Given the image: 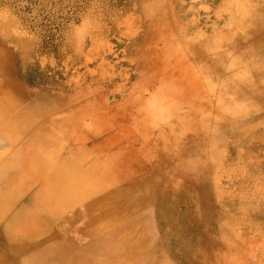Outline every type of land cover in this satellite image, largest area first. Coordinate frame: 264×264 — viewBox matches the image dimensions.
Instances as JSON below:
<instances>
[{"label": "rangeland", "instance_id": "obj_1", "mask_svg": "<svg viewBox=\"0 0 264 264\" xmlns=\"http://www.w3.org/2000/svg\"><path fill=\"white\" fill-rule=\"evenodd\" d=\"M0 81V126L29 110L49 141L52 226L87 180L95 215L145 193L168 264H264V0H0Z\"/></svg>", "mask_w": 264, "mask_h": 264}, {"label": "crops", "instance_id": "obj_2", "mask_svg": "<svg viewBox=\"0 0 264 264\" xmlns=\"http://www.w3.org/2000/svg\"><path fill=\"white\" fill-rule=\"evenodd\" d=\"M33 137L32 140L30 136L15 140L7 155L0 157V239L14 238L15 255L28 254V260L24 256L20 264H26L24 261H29V264H168V259L153 255L149 248L152 234L135 231V223L140 218L134 215L133 210L140 201L134 196L124 203L117 202L108 209L99 210L95 215L92 210L96 208L97 201L105 196L103 192L106 189L99 190L97 184H88L87 180L75 201L62 200L60 206L65 208L79 204L89 191L96 192V197L85 203L81 213L67 218L66 226H52L49 219L51 221L55 215L47 204L52 198L50 191L44 187L47 179L42 175L39 163L41 157L49 156L45 149L49 141L36 134ZM1 140L0 149L6 146L5 140ZM28 147L35 149V157L27 153ZM61 161L55 166L54 174L66 167V158ZM112 188L113 185L109 187ZM113 191L108 193L114 194ZM46 216L48 220L41 221ZM75 220L80 221L76 227L73 226ZM69 229H73L74 235L82 233L83 240L74 245ZM134 243L137 245L134 246Z\"/></svg>", "mask_w": 264, "mask_h": 264}, {"label": "bare ground", "instance_id": "obj_3", "mask_svg": "<svg viewBox=\"0 0 264 264\" xmlns=\"http://www.w3.org/2000/svg\"><path fill=\"white\" fill-rule=\"evenodd\" d=\"M5 85H1V81H0V94H1V91L5 89ZM10 101V99H8ZM6 110L7 112H12L14 113L15 115L12 116L11 118V123L10 124H7V125H1L0 126V141H2L1 139H4L5 142H6V146L2 149H0V157L4 156L5 154H7L8 152V149L9 147L13 146L15 144V140H18L20 139L21 137L23 136H30L31 137V140L34 138V131H33V128L34 126L36 127V123L35 125H30V123H28L27 121V117L29 115L27 114H32L33 115V119H37L38 116L37 113H33L32 111H29V110H25V109H22V110H18V111H14L13 109H10V108H7V109H4ZM19 113V114H18ZM34 122H36L37 120H33ZM32 121V122H33ZM21 123H24L27 125V127H29L30 129L28 131H22L20 128H18V125L21 124ZM35 149L34 148H31V147H28L27 149V153L30 154V156L32 157H35ZM147 183V181L144 182V184ZM140 187H143L142 185H140ZM139 187V188H140ZM139 188L137 190H139ZM138 192V196L135 197V200L137 201H140L141 200H144L145 198V193H142V190L140 191H137ZM37 200V199H36ZM3 201V200H2ZM33 205V204H32ZM81 213V212H80ZM4 215V214H3ZM2 218V217H1ZM134 222V221H133ZM15 224V223H14ZM4 225V224H3ZM10 227V226H9ZM12 227V226H11ZM5 229V228H4ZM13 231V230H12ZM9 232V231H8ZM4 233V232H3ZM57 233V232H56ZM52 234V233H51ZM49 236V235H48ZM57 236V235H56ZM54 237V236H53ZM59 239V238H58ZM61 239V238H60ZM55 240V238H54ZM15 242V239L14 238H11V237H8V238H3V239H0V252H4L5 255H7L9 253V250L12 248L13 246V243ZM33 242V241H32ZM45 242H48V241H45ZM44 242V243H45ZM50 244V243H49ZM59 244V243H58ZM35 245V244H34ZM48 245V244H47ZM137 245L136 243H134V246ZM50 246V245H49ZM44 248V247H43ZM42 248V249H43ZM46 250V249H45ZM88 250V249H87ZM86 250V251H87ZM67 251V250H66ZM67 254V253H66ZM71 256V255H70ZM95 257V256H94ZM92 257V258H94ZM69 260V258H68ZM26 264H29L30 262L29 261H24ZM91 262V261H90ZM96 262V261H95ZM0 264H3V262L0 260Z\"/></svg>", "mask_w": 264, "mask_h": 264}]
</instances>
